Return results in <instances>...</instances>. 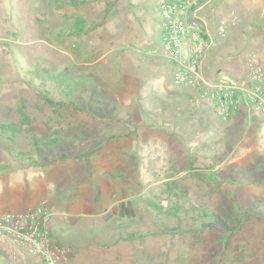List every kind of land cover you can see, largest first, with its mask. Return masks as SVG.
<instances>
[{"label": "rangeland", "instance_id": "1", "mask_svg": "<svg viewBox=\"0 0 264 264\" xmlns=\"http://www.w3.org/2000/svg\"><path fill=\"white\" fill-rule=\"evenodd\" d=\"M160 1L0 0V122L18 128L11 136L13 149H27L41 162L20 161L17 174L28 166L46 165L57 172L61 160L101 143L92 156L108 158L103 164L106 170L126 183L128 216L115 218L114 227L108 225V217L102 219L105 223L92 220L88 235L93 243L81 264H264V137L253 136L236 122L194 103L185 109L181 90L206 100L172 81V65L159 37ZM205 7V27L213 40L212 71L218 66L234 68L231 61L223 63L230 57L246 60L251 53L264 55V0H210ZM220 26L223 34L217 32ZM35 68L93 77L122 113L112 115L111 106L100 108L84 99L73 107L57 95L47 98L31 76ZM142 109L165 127H138L129 136L122 135L132 123L141 122ZM55 130H75L82 137L41 154L27 141L30 134L51 135ZM6 143L0 134V163H15ZM124 146L133 148L127 153L128 164L122 159ZM117 162L126 173L115 171ZM253 163L260 172L254 179L238 182L241 178L231 174V168ZM6 174L0 175L7 178L0 199L12 198L18 209L35 205L39 191L33 189L32 179L23 185L17 174ZM52 176L51 180H61L64 174ZM145 201L164 208L180 204L212 210L221 221L166 218ZM131 218L137 223L125 226ZM70 223L76 221L62 222ZM70 230L54 232L76 245H89L81 233ZM137 231L142 233L129 236ZM121 241L123 247L113 250ZM32 262L10 243H0V264Z\"/></svg>", "mask_w": 264, "mask_h": 264}, {"label": "built area", "instance_id": "2", "mask_svg": "<svg viewBox=\"0 0 264 264\" xmlns=\"http://www.w3.org/2000/svg\"><path fill=\"white\" fill-rule=\"evenodd\" d=\"M210 0H161L158 3L159 37L169 59L176 86L194 90L212 112L228 120L249 113L264 128V65L251 53V67L244 79L219 66L212 76L203 72L213 45L205 27L203 8ZM206 8V7H205ZM223 34L224 27L217 29ZM7 242L33 258L32 264H57L50 212L44 201L21 212L0 213V243Z\"/></svg>", "mask_w": 264, "mask_h": 264}, {"label": "crops", "instance_id": "3", "mask_svg": "<svg viewBox=\"0 0 264 264\" xmlns=\"http://www.w3.org/2000/svg\"><path fill=\"white\" fill-rule=\"evenodd\" d=\"M258 58L264 65V55L259 54ZM209 60L210 57L208 55L203 64V72L207 76H212L213 68L209 65ZM229 61L235 63L234 68L227 67L224 71L227 73L232 72L235 77L244 79L251 67L249 57H247L246 60L238 59V57H230L225 61L223 60L224 65L226 66V62L228 63ZM237 63L240 64L239 68H236ZM186 91L188 90L186 89ZM228 120L236 122L241 127L245 128V132H249L253 136L257 135V137H260V135H263L264 137V128H261L254 119V116L251 117L249 113H244ZM139 128H137V130ZM146 131L151 130L147 129ZM126 135L129 136L130 132L126 133ZM137 148L139 150V146ZM130 149L133 150V148L124 146L121 151L122 159L127 164L130 161L128 157ZM156 153L159 157L158 151H156ZM103 158L98 160L99 157L97 158L96 155L91 156L88 164L81 157L65 158V160L59 162L62 168L57 170V172H53L49 169L51 165H46L42 168H29L28 166L27 169L21 170L20 174H17L18 169L16 171L3 172L0 174L4 175L7 173L6 175H8L15 173L23 185L26 184L27 180L30 181V179H32L33 189L39 191L38 199L35 201L37 203L35 205L44 201L50 212L51 233L55 246L57 247V264H81V260L84 257H88V253H84L86 250H89V247L92 246L93 243V238L91 239L88 235L91 229V227L90 229L88 227L89 224L94 223L92 221L93 219L100 218L102 220L108 217L110 222L108 225L113 227L114 218L128 216V213L124 211L125 203L128 201V192L124 187L126 183L115 180V173H112L113 171L108 172L106 166L103 165L108 158ZM158 159L161 158L159 157ZM103 166H105L104 169L102 168ZM58 173L64 174V177H62L61 180H51L50 177ZM6 180L7 178L0 177L1 194ZM1 197L0 213L3 211L21 212L26 210L18 209L13 205L14 200H12V198H8L7 196L4 197L3 195ZM35 205L29 206L28 208ZM68 219H74L76 223L63 226V220ZM105 222L104 220L103 223ZM78 224H80V226H78ZM69 229H71L69 233H81L85 239H88L89 245H76L68 238L63 237V235L61 236L54 232V230L59 233V231L64 232ZM103 244L107 243L104 241ZM112 247L113 250L122 248V241L117 242Z\"/></svg>", "mask_w": 264, "mask_h": 264}, {"label": "trees", "instance_id": "4", "mask_svg": "<svg viewBox=\"0 0 264 264\" xmlns=\"http://www.w3.org/2000/svg\"><path fill=\"white\" fill-rule=\"evenodd\" d=\"M31 76L35 77L38 81V87L40 91L45 94L47 98H50L49 95H57L58 97L61 98L64 102H66L68 105H71L73 107H76L81 103V101L84 99L88 104H93V105H98L100 108L106 107V105H109L112 107V115L113 114H121V110L119 109V106L116 104L115 101H113L108 95L104 93V91L96 85L95 80L93 77H78L74 76L70 72H68L65 69L61 70H53L52 68H46L44 72L38 70L35 68L31 72ZM46 84H51L52 88H48L45 85ZM181 95L185 97V109L190 108V104L197 105L201 107L203 110H207L210 113L212 112L211 106L208 102H205L201 99H198L194 94H192L189 91L186 90H181L180 91ZM92 100V101H91ZM91 101V102H90ZM189 105V106H188ZM147 112L142 109L141 110V122H134L132 123V127L129 128L127 127V132L125 131L123 134L129 133L133 130V128H138V127H151V128H164L165 125H159L156 120H153L149 118ZM187 113H184L181 115V117H185ZM120 121H123V118H118ZM18 128L11 124V123H4L0 122V134L5 138L6 142L9 141V143L5 144V148L7 149V152L15 159V163L11 162H2L0 163V174L3 172H11V171H16L17 169H20V161H25L26 163L29 164H39L41 162H38V157L37 156H32L31 152L28 151L27 149H22V150H15L13 149L11 142L14 141V138L11 137L13 134L16 133ZM5 132H9V137H6ZM174 132V131H173ZM84 135V134H83ZM114 134H109L108 137H113ZM29 139L27 140L29 143L32 144L34 150L36 153L41 154L43 151H49L52 146L56 147H62L66 146V142L71 141L73 143L77 142L81 137V133L75 131V130H70L67 132L63 131H58L55 130L52 132L51 135L47 134H42L41 136H37L35 134H30ZM104 139V138H103ZM102 138L99 140L102 142ZM101 146V143L89 148L86 150L84 153H79L75 157H81L85 160V162L88 164L90 162V158L92 154ZM61 152V157L64 156L62 155V150L58 148ZM197 151V150H196ZM212 150L209 151L211 153ZM197 152H192V155H196ZM213 154V152L211 153ZM53 156L49 157V160H52ZM117 164H114V168L116 167L115 171L119 173H126L127 169H119ZM258 167L256 163H253V165L246 166V165H239L235 166L230 169L232 171L231 174L239 176L241 179L238 178V182L242 180H252L254 177L259 176L260 172L258 171ZM119 170V171H118ZM221 176V174H219ZM149 206L155 208L160 215H164L166 218H170L174 216L177 218L179 221L182 217H191V219H208L212 220L213 222H219L221 221L220 217L218 214H216L212 210H199L195 209L193 207H186L180 204H176L174 206L164 208L161 203H155L152 201H145ZM116 220H121V217L116 218ZM115 221V218H114ZM137 221L134 218L129 219L127 222H123V224L127 227L135 225ZM161 223V222H160ZM163 223V222H162ZM165 224V223H164ZM223 225H225L223 223ZM112 227V226H111ZM114 227V226H113ZM141 231H137L134 233H130L129 236H134V235H139L141 234Z\"/></svg>", "mask_w": 264, "mask_h": 264}]
</instances>
